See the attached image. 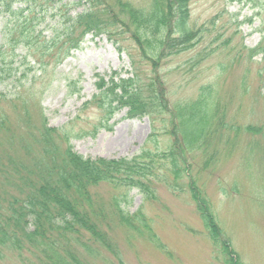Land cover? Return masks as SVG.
<instances>
[{
  "label": "trees",
  "instance_id": "16d2710c",
  "mask_svg": "<svg viewBox=\"0 0 264 264\" xmlns=\"http://www.w3.org/2000/svg\"><path fill=\"white\" fill-rule=\"evenodd\" d=\"M40 1L66 6L64 0H0L6 31L0 43V82L14 69L18 47L45 71L78 50L87 35L106 36L116 51L126 52L130 68L125 75L112 72L107 80L97 76L95 94L61 128L47 126L34 92L29 96L20 87L9 97L0 93V103L9 104L26 124L20 147L27 159L23 164L9 156L1 161L0 260L10 250L24 264L31 260L27 253L37 264H84L77 249L98 255L97 246L118 259L109 234L113 222L128 239H144L161 248L151 219L141 209L129 214L121 205L134 189L144 201L156 202L157 188L163 186L172 194L188 193L212 247L227 254L223 264H240L228 243L220 241L222 234L198 178L213 169L241 135L262 132L255 124L234 121L217 80L199 85L192 97L180 98L172 90L166 64L193 51L207 33L205 27L190 25L191 0H84L74 4L84 10L67 17L62 32L48 40L40 38L34 24ZM254 5L257 12H264V0H254ZM259 33L257 47L241 45L239 51L248 59L259 58L263 67L258 77L264 84V23ZM125 43L130 44L128 49ZM195 58L193 67L205 60L201 53ZM14 70L16 74L18 68ZM241 89L247 93L245 80ZM32 106L39 109L38 125L30 120ZM92 109L96 120H85L83 113ZM121 110L127 120L148 118L150 132L138 154L84 158L73 150V140L110 132L111 121ZM8 117L0 112V129L9 134L11 144L20 135L12 134ZM101 185L111 193L106 203L96 191Z\"/></svg>",
  "mask_w": 264,
  "mask_h": 264
},
{
  "label": "rangeland",
  "instance_id": "374dc122",
  "mask_svg": "<svg viewBox=\"0 0 264 264\" xmlns=\"http://www.w3.org/2000/svg\"><path fill=\"white\" fill-rule=\"evenodd\" d=\"M82 2L84 0H64L62 4L66 6L60 8V5L40 1L34 15L40 38L48 40L54 34L59 35L65 19L84 10L74 6ZM190 4V25L205 27L207 33L193 51L173 57L166 64V68L171 70L169 81L178 97L187 98L196 94L199 85L217 80L228 112L230 110L235 114L234 121L261 127L262 134L241 135L229 153H223L214 168L198 179L199 183H204L209 210L222 234L221 243H228L240 264H264V84L258 77V71L263 66L259 58L248 59L239 51L241 45L247 48L259 45L264 12H257L254 0H191ZM3 18L0 15L1 44L6 33L3 31ZM129 45L125 43L127 49ZM198 53L204 55L205 60L193 67ZM15 55L13 68H18V71L15 74V70H11L9 78L0 82V93L9 97L20 87L29 96L34 92L50 128H61L76 116L82 104L95 94L97 76L107 80L112 72L125 75L130 68L126 52L120 54L116 51L106 36L87 35L78 50L71 52L58 66L52 64L45 71L34 63L24 48L18 47ZM243 80L247 89L245 94L241 89ZM0 112L9 116L7 121L12 134L20 135L10 144L9 134L0 129V165L8 156L23 164L27 159L20 141L26 136V124L9 104L0 103ZM125 112L121 110L115 115L110 132L101 130L94 138L88 136L71 141L73 150L84 158L111 159L138 154L150 132L148 118L127 120ZM29 115L33 125L41 122L38 107L32 106ZM95 116L94 109L82 115L85 120L91 121L96 120ZM4 187L7 188L6 185ZM96 191L106 203L111 194L109 188L101 185ZM121 207L129 214L141 209L151 219L150 224L162 247L157 248L144 239H128L113 222L109 234L118 248L119 258L97 246L98 255L77 249L81 262L223 264L227 254L223 248L212 247L188 193L172 194L159 186L156 202H149L144 201L143 195L134 189ZM4 253L0 264H24L15 252L5 250ZM25 256L31 259L28 264H37L30 254Z\"/></svg>",
  "mask_w": 264,
  "mask_h": 264
}]
</instances>
